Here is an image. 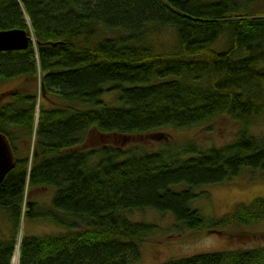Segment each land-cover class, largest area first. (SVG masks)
Wrapping results in <instances>:
<instances>
[{
	"label": "trees",
	"instance_id": "1",
	"mask_svg": "<svg viewBox=\"0 0 264 264\" xmlns=\"http://www.w3.org/2000/svg\"><path fill=\"white\" fill-rule=\"evenodd\" d=\"M166 27L175 38L160 44L152 35ZM9 29L31 39L0 51V81L31 84L0 102V132L16 156L0 183L9 227L0 232V264H12L17 245L19 264H137L158 225L131 219L135 210L218 234L264 220V197L212 218L194 206L201 187L244 171L264 176V134L250 129L264 116V0H0V30ZM106 91L118 105L104 101ZM217 114L240 123L222 145L84 147L91 131L127 140ZM32 136L33 156H18L17 142ZM40 187L53 189L49 205L31 195ZM23 219L59 229L18 239ZM156 264H264V245Z\"/></svg>",
	"mask_w": 264,
	"mask_h": 264
},
{
	"label": "rangeland",
	"instance_id": "2",
	"mask_svg": "<svg viewBox=\"0 0 264 264\" xmlns=\"http://www.w3.org/2000/svg\"><path fill=\"white\" fill-rule=\"evenodd\" d=\"M153 36L160 44L165 43V41H172L175 38L173 29L169 27L155 32ZM158 48L163 50L168 47ZM23 83L31 84L30 81L24 80V77L0 81V93H3L0 102L9 100L11 98L9 92ZM35 88L40 99L39 82ZM116 94L114 91H106L103 99L108 104L118 105L119 100ZM239 126L240 123L227 114H217L206 124L198 127L176 129L168 126L159 129V132H154L155 134L133 135L127 140H122L118 136H101L96 131H91L84 147L92 148L104 143H114L123 146L142 144L148 148L158 149L170 140L177 143L192 140L204 147H208L222 145L233 140ZM250 129L256 134H264V116L252 125ZM33 136L32 139L28 138L17 142L18 156H26L27 154L30 157L33 156ZM197 192L205 193L198 197L194 206L199 208L209 218L219 217L231 211L236 203H250L256 197H264V176L259 172H255L251 176L250 172L244 171L240 177L231 182L206 185ZM31 195L40 202V205H49L53 196V189L51 187H40ZM26 198L27 200L30 198L28 193ZM129 216L133 220H141L158 225V230L147 237L142 245V258L137 264H156L171 258L189 256L196 253L222 249L254 248L264 245V220L239 228L230 227L223 234H218L207 231H181L175 227L176 221L171 213L160 212L155 209L135 210L129 213ZM58 229L53 223L40 219L35 221L23 219L18 239L24 233L44 234L58 231ZM8 231V223L0 209V232L6 233ZM19 256V245H17L12 264H19Z\"/></svg>",
	"mask_w": 264,
	"mask_h": 264
},
{
	"label": "water",
	"instance_id": "3",
	"mask_svg": "<svg viewBox=\"0 0 264 264\" xmlns=\"http://www.w3.org/2000/svg\"><path fill=\"white\" fill-rule=\"evenodd\" d=\"M30 39L23 29L0 30V51L24 49ZM15 163L16 156L10 140L6 134L0 132V183Z\"/></svg>",
	"mask_w": 264,
	"mask_h": 264
}]
</instances>
